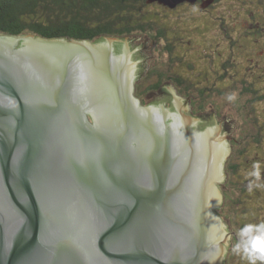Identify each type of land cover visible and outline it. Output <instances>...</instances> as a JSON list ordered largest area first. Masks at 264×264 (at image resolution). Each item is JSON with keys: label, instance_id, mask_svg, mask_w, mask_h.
Wrapping results in <instances>:
<instances>
[{"label": "water", "instance_id": "obj_1", "mask_svg": "<svg viewBox=\"0 0 264 264\" xmlns=\"http://www.w3.org/2000/svg\"><path fill=\"white\" fill-rule=\"evenodd\" d=\"M116 41L0 32V264H224L226 136L142 105Z\"/></svg>", "mask_w": 264, "mask_h": 264}, {"label": "rangeland", "instance_id": "obj_2", "mask_svg": "<svg viewBox=\"0 0 264 264\" xmlns=\"http://www.w3.org/2000/svg\"><path fill=\"white\" fill-rule=\"evenodd\" d=\"M137 7L133 12L134 19L141 24L150 23L151 27L147 25L149 32H135L126 38L130 49H136V55L130 56V59L134 62L138 59L143 68L150 66L155 60H163L162 68H168L170 72L179 73L180 76L187 73L192 84L206 86L208 91L214 90L213 88L217 90L213 95H210L212 91L206 92L208 96L205 104L208 110L214 108L222 114L218 118L222 124L219 121L215 124H219L218 135L227 134L229 152L223 161L224 178L227 175L225 161L234 150L230 149L233 147L230 146L229 139L238 129L235 118L240 122L248 121L246 126L250 141L246 140L249 144L245 145V154L242 156L235 153L232 157L238 171L232 180L246 181L244 193L235 188L234 197L238 195L241 202L234 205L235 207L228 205L229 207L219 209V217L225 225L230 223L227 216H233L236 211L240 217L239 224L254 225L256 221L264 220V178L260 176V168L264 167V0H217L207 10L189 4H180L174 9L146 3ZM260 27L263 31H259ZM252 30L257 32L256 34H263L262 42L253 43V46L259 45L256 49H250V38L243 36ZM154 34H167L169 46L173 45L171 50L181 55V58L178 56L180 60H195L194 69L185 66L170 67L165 61L166 54H161L162 41H154V38H151ZM170 37L180 39L170 41ZM258 39L262 40L260 37ZM244 82L252 83L256 92L252 90L241 93L243 86L247 85L243 84ZM173 91L175 96L181 97L179 92L174 89ZM191 91L197 94L194 90ZM230 95L234 96L233 100L228 99ZM157 96L164 99L165 94L157 90L153 97ZM237 104L240 105L239 108ZM246 106L251 110L245 117ZM255 134L260 136L258 142L251 140ZM222 183L223 181L217 182L218 189ZM256 183L258 185L255 186ZM240 253L243 257L246 256L243 250H240Z\"/></svg>", "mask_w": 264, "mask_h": 264}, {"label": "trees", "instance_id": "obj_3", "mask_svg": "<svg viewBox=\"0 0 264 264\" xmlns=\"http://www.w3.org/2000/svg\"><path fill=\"white\" fill-rule=\"evenodd\" d=\"M145 3L150 4L146 0H0V32L99 42L105 37L118 38L135 32H149L146 28L147 25L151 27L150 23H138L133 17V12L138 8L137 5ZM115 49L116 52L120 51L119 46ZM259 138V134H255L251 140L255 139V142H258ZM246 149L244 146L241 149H234L228 160L232 159L235 153L244 156ZM229 171L231 175H237V164L230 165ZM260 176L264 178V167L260 168ZM232 184L228 177L225 185H231V188L227 189L223 206L239 205L241 202L238 195L234 197L235 188L244 193L246 181H237L235 185ZM230 208L233 212L232 207ZM227 217L230 222L227 228L240 239L230 241L225 264H264V260L250 258L248 255L243 257L240 251H234L237 243L243 246V241L248 239L244 237L242 240L240 236V230L246 225L238 223L240 219L238 211L233 216ZM258 225H264V220ZM253 233L258 234L255 229L250 235Z\"/></svg>", "mask_w": 264, "mask_h": 264}, {"label": "flooded vegetation", "instance_id": "obj_4", "mask_svg": "<svg viewBox=\"0 0 264 264\" xmlns=\"http://www.w3.org/2000/svg\"><path fill=\"white\" fill-rule=\"evenodd\" d=\"M204 1L205 0H195L194 2L184 1V2L178 3L177 5L189 4L191 6L197 7L198 9H201V10H207L212 5H214L217 0H211L210 3L206 4L205 6H202ZM150 4L159 5L165 9L166 8L174 9L177 6V5H175L174 7H169V6L163 5L161 3H158L156 1L152 2ZM259 31H263V29H261V27H260ZM157 33H161V32H157ZM248 33L249 34H243V36H245L246 39L250 38V40H248L249 43H252L251 44L252 48H250V49H256L257 46H259V45L253 46V45H255L253 43L254 42H262L263 41V34H256L257 32H255L253 30L248 32ZM129 35H125L124 37H118L117 41L114 42V48H116L117 46H119V48H120V51H118L119 53L122 51L123 43L127 41L126 38ZM258 37L262 38V40L259 41ZM151 38H154V41L159 40V39L162 41V44H160V45H162L163 52L161 54H163V55L166 54V55H164V57H166L165 61H167L169 63L170 67L174 66L175 68H177L179 66H185L186 68L194 69L193 64H194L195 60H190L187 58H186V60L185 59L180 60L179 57L181 58V55H179V54H177L171 50L173 45L169 46V44L167 42V39L169 38V36H167V34H154V35H152ZM179 39L180 38L170 37L169 40L170 41H172V40L176 41ZM232 39L233 38L231 36V40ZM235 41H237V40H235ZM263 45H264V43H263ZM234 47H235V44H234ZM130 50L132 51L131 57L134 54L136 55V51L134 52V50H136L135 48L130 49ZM135 62H136V64H135L134 78H133V94L139 100V102L142 105H144V106L149 105L150 106V105L163 104L169 110L174 111L175 110V95L173 93L174 91H172V89L169 88V86H170L174 90L179 92V94L181 95V97H179L180 98V107L184 111V114L186 113L185 115L187 116V127L189 129H192V130L195 129L198 131H203L207 128H211V129H214V131H216V134H217V132L219 130V126H218L219 124L215 125V122L219 121L218 118L222 114L220 113V111H218L214 108H209V110H208L207 106L205 104V100L207 98L206 96H208V93H210L211 91H212V93H210V95L217 93V90L215 88H213L214 90L208 91L206 86H201V84L200 85L192 84V81H189V76H187V73L183 74L185 77L183 75H182L183 76L182 77L179 75V73L174 74V73L170 72L168 68H162L161 63L163 62V60H160V62L158 60H155V61L150 63V66H147L145 68H143V64H141V63L139 64L138 59ZM189 74H190V72H188V75ZM243 84H247V85L243 86V89L240 91L241 93L254 90L252 83H250V82L245 83L244 82ZM157 90H160V92H163L165 94V96H163L164 99L159 98L158 96L153 97V93H155ZM191 90H194V92H196L197 94H194L193 91H191ZM206 92H208V93H206ZM261 96H263V95H261ZM237 105L239 108L240 105L239 104H237ZM250 110L251 109L248 108L247 106L245 107V109H244L245 117H246L247 113L250 112ZM239 112L243 113L242 110L241 111L239 110ZM237 120H238V118H235V122H237V124H238V129L236 131V134L232 133L230 136V139H229L230 146L233 147L230 149H241L243 146L245 148V145L249 144L247 142L250 141L249 136H248V135H250V133H248V131H247L248 126H246L248 124V121L245 120V122H244V120H243V122H240ZM219 123L222 124L221 121H219ZM220 128H222V126ZM226 137H227V134H226ZM222 139H223V137H222ZM246 140H247V142H246ZM230 155H231V153H230ZM228 158L224 164L225 165V172L227 174L226 177L227 178L229 177L230 182L233 183L232 185H234V183L237 181L234 182L232 180L234 174L231 175L229 170H230V165L236 164V163L233 162L232 159L228 160ZM226 177L225 178L223 177L224 178L223 183L220 185V188H219V191H220L221 196H222L221 202L219 203L218 207H216L214 209V211L219 216L221 215V213L219 212V209L221 210V209L227 207V206H223V204H224L223 198L226 195V193L228 192L227 189L231 188V185H225V182L227 180ZM260 221H262V220L256 221L254 223V225L255 226L258 225ZM251 223H253V222L251 221ZM226 231L230 233V236L228 239L229 243L231 240H233V239L235 240V239L239 238V237L234 235V232H232L231 230H229L227 228V225H226ZM252 235H255V234L253 233Z\"/></svg>", "mask_w": 264, "mask_h": 264}, {"label": "clouds", "instance_id": "obj_5", "mask_svg": "<svg viewBox=\"0 0 264 264\" xmlns=\"http://www.w3.org/2000/svg\"><path fill=\"white\" fill-rule=\"evenodd\" d=\"M229 100H233L234 96H229ZM258 233L256 235H250L253 230ZM240 236L243 240L244 237H248L246 241H243V252L251 257H256L261 260H264V225H246L243 229L240 230ZM241 250V243H237L234 248V251Z\"/></svg>", "mask_w": 264, "mask_h": 264}]
</instances>
